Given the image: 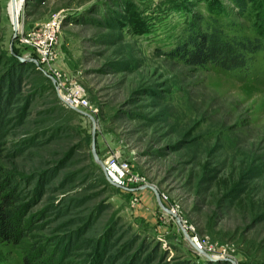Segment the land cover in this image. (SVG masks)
Masks as SVG:
<instances>
[{
	"label": "rangeland",
	"instance_id": "obj_1",
	"mask_svg": "<svg viewBox=\"0 0 264 264\" xmlns=\"http://www.w3.org/2000/svg\"><path fill=\"white\" fill-rule=\"evenodd\" d=\"M6 3L0 80L20 67V84L0 204L13 194L26 228L0 240V264H38L61 239L56 264H264V50L241 71L170 55L206 19L264 45V0H25V31L61 17L50 67L85 89V113L17 44ZM117 164L143 183L117 181Z\"/></svg>",
	"mask_w": 264,
	"mask_h": 264
},
{
	"label": "trees",
	"instance_id": "obj_2",
	"mask_svg": "<svg viewBox=\"0 0 264 264\" xmlns=\"http://www.w3.org/2000/svg\"><path fill=\"white\" fill-rule=\"evenodd\" d=\"M236 4L240 6L241 3L237 2ZM205 23V29L198 27V25L193 28L190 26L188 33L170 51V55L178 58L187 66L203 67L206 64H211L224 70L241 71L250 66L256 52L264 50V45L259 38L249 39L228 35L218 23L209 22L207 19ZM19 71L20 67L10 70L0 80V124L7 116V108L13 104V97L17 93L16 88L20 84ZM13 196V194L8 193L0 204V240L16 238L22 235L23 229L26 228V223L22 225L21 221L13 219L11 211L6 208L10 198L16 200V197ZM65 208L70 209L68 202ZM61 242L63 239L54 243V246L57 247L56 252L53 255L51 253L50 258L47 256L38 264H56L57 262L53 260L55 254L60 248L62 253L66 254L71 241L70 239L65 240L63 245ZM25 263L30 264L27 261Z\"/></svg>",
	"mask_w": 264,
	"mask_h": 264
},
{
	"label": "built area",
	"instance_id": "obj_3",
	"mask_svg": "<svg viewBox=\"0 0 264 264\" xmlns=\"http://www.w3.org/2000/svg\"><path fill=\"white\" fill-rule=\"evenodd\" d=\"M25 0H7V14L9 19L13 14L16 16V35L17 44L25 49L29 54H34L36 60L41 65L48 66L51 73L56 77V90L59 99L63 105L68 108H78L81 110H86L89 108V101L86 96L85 89L78 83L70 81L66 83V77H63L60 71L50 67V61L53 55V48L58 38V29L61 23V17L55 15V17H50L44 24L32 28L31 30L25 31L22 26V14L23 5ZM12 26V24H11ZM116 167V168H115ZM109 170H113L118 173L115 175L114 172L112 176L118 178L117 181L122 179L123 176H128L130 181L136 184H142L143 179L137 175H133L126 164H117L109 167ZM111 172V173H112ZM131 175V176H130ZM120 182V181H119ZM173 213V212H172ZM194 239V237L192 238ZM198 249L201 247L197 244ZM198 252V250L196 249Z\"/></svg>",
	"mask_w": 264,
	"mask_h": 264
},
{
	"label": "water",
	"instance_id": "obj_4",
	"mask_svg": "<svg viewBox=\"0 0 264 264\" xmlns=\"http://www.w3.org/2000/svg\"><path fill=\"white\" fill-rule=\"evenodd\" d=\"M11 24H12V29L15 33V30H16V16L13 14V16L11 17V20H10ZM74 110L80 112V113H85L83 110L81 109H78V108H73ZM188 238V241L189 243L191 244L192 247H194L195 249H198V247L195 245L194 242H192V240L190 239V237H187ZM199 250V249H198Z\"/></svg>",
	"mask_w": 264,
	"mask_h": 264
},
{
	"label": "bare ground",
	"instance_id": "obj_5",
	"mask_svg": "<svg viewBox=\"0 0 264 264\" xmlns=\"http://www.w3.org/2000/svg\"><path fill=\"white\" fill-rule=\"evenodd\" d=\"M193 240V239H192ZM196 244V241L194 242Z\"/></svg>",
	"mask_w": 264,
	"mask_h": 264
}]
</instances>
